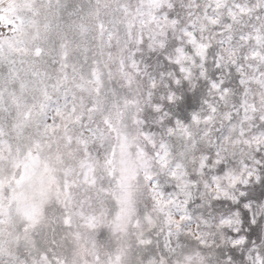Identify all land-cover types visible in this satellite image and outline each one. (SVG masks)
<instances>
[{
	"label": "snow or ice",
	"instance_id": "obj_1",
	"mask_svg": "<svg viewBox=\"0 0 264 264\" xmlns=\"http://www.w3.org/2000/svg\"><path fill=\"white\" fill-rule=\"evenodd\" d=\"M0 264H264V0H0Z\"/></svg>",
	"mask_w": 264,
	"mask_h": 264
}]
</instances>
